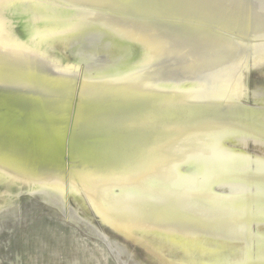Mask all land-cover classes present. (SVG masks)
<instances>
[{
    "label": "water",
    "instance_id": "water-1",
    "mask_svg": "<svg viewBox=\"0 0 264 264\" xmlns=\"http://www.w3.org/2000/svg\"><path fill=\"white\" fill-rule=\"evenodd\" d=\"M0 264H264V0H0Z\"/></svg>",
    "mask_w": 264,
    "mask_h": 264
}]
</instances>
